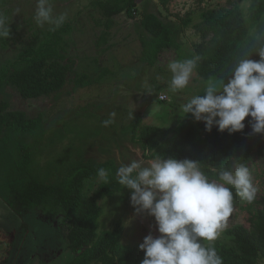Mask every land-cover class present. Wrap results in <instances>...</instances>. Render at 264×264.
<instances>
[{
    "label": "rangeland",
    "instance_id": "rangeland-1",
    "mask_svg": "<svg viewBox=\"0 0 264 264\" xmlns=\"http://www.w3.org/2000/svg\"><path fill=\"white\" fill-rule=\"evenodd\" d=\"M95 1L50 0L54 15L67 14L65 23L53 31L49 24L37 25L34 19L37 0H0V16L5 18L9 33L0 36V70L22 50L38 47L48 39L57 42L61 35L67 44L65 64L71 66L65 86L54 95L25 100L10 88L0 94V103L4 102L9 110L23 112L36 123L33 135L20 131L0 138V191H5L8 200L9 192L17 189V168L22 164L37 179L56 184L69 167L81 161L114 160L118 166L132 160L146 163L142 150L125 132L126 127L141 113L144 124L161 127L171 136L185 115L181 105L194 95H203L208 80L199 78L194 71L187 87L173 92L169 89L172 73L168 65L176 56L178 61L197 57L194 46L202 39L196 25L202 21L204 11L239 4L246 12L249 7L246 0H168L167 5L162 0H144L134 20L118 17L111 36L101 42L103 29L97 25L101 14L94 7ZM146 11L162 14L172 21L180 22L188 14L193 19L180 37L182 49L171 52L172 57L164 53L154 66L145 60L153 49L146 50L141 42L139 23ZM255 32L251 28V33ZM160 95H167L168 100L160 101ZM112 112L117 114L115 122L105 127L103 121ZM249 171L257 189L255 199L233 206L234 211L217 238L225 229L238 224L250 228L246 207L252 204L258 208L259 200L264 197V157L255 160ZM95 188L96 184L89 182L85 192L92 194ZM130 196L131 191L124 190L99 201L102 210L96 233L113 230L117 220H121L123 244L138 247L140 256L145 257L139 245L147 235L158 237L160 233L154 217L147 213L136 215ZM0 203L10 211L0 227L11 234L18 230L14 242L10 237V245L8 237H0L3 241L0 264H68L75 257L66 248L61 214L44 209L27 212L28 217L24 213L18 215L10 207L15 205L14 199L10 203L0 199ZM29 220L30 224L26 225ZM260 264H264V259Z\"/></svg>",
    "mask_w": 264,
    "mask_h": 264
},
{
    "label": "trees",
    "instance_id": "trees-1",
    "mask_svg": "<svg viewBox=\"0 0 264 264\" xmlns=\"http://www.w3.org/2000/svg\"><path fill=\"white\" fill-rule=\"evenodd\" d=\"M143 1H95L94 7L101 14L97 21L103 29L101 42L111 36L118 25V17L134 20ZM162 1L164 5L168 4V0ZM246 1L249 2L246 12L236 4L233 8L220 7L201 14L202 21L196 27L202 41L194 46L200 57L194 70L199 78H223L227 83L239 59L259 61L255 52L264 47V0ZM192 21L189 14L178 22L162 14L143 12L139 23L142 46L146 50L153 49L145 58L146 63L154 66L164 53L172 57L171 52L181 50L180 37ZM251 28L256 29L255 34L251 33ZM53 42L48 39L38 47L22 50L0 70V94L7 93L10 88L25 100H37L62 90L71 68L70 64H65L67 44L63 35ZM174 61H178L177 56ZM251 121L252 118L247 117L244 130L234 134L221 133L216 127L208 132L202 121L197 122L185 114L169 136L161 127L144 124L140 113L128 124L125 132L142 150L145 159L151 160L157 155L191 159L199 162L201 171L210 180H218L219 171L231 168L237 162L235 158L250 168L255 160L264 157V134H253ZM35 129L33 118L18 110H9L4 102L0 103V138L6 133L20 131L33 135ZM101 167L109 170L107 184L97 178V170ZM118 167L114 160L81 161L69 167L60 182L47 184L37 179L34 173H29L22 164L17 168V189L9 192L11 199L5 198V191H0V197L8 203L14 199L15 205L10 207L18 215L44 209L61 214L66 248L75 255L68 264H141L144 257L140 256L139 248L125 246L122 242L124 227L121 220H117L113 230L96 233L102 210L99 201L129 190L122 188L115 178ZM89 182L96 184L92 194L85 192ZM232 191L233 206L241 204L244 200L235 195L234 188ZM258 204V208L252 204L246 207L250 213V228L238 224L225 229L214 241H202L206 246L215 247L223 264H260L264 259V197Z\"/></svg>",
    "mask_w": 264,
    "mask_h": 264
},
{
    "label": "clouds",
    "instance_id": "clouds-1",
    "mask_svg": "<svg viewBox=\"0 0 264 264\" xmlns=\"http://www.w3.org/2000/svg\"><path fill=\"white\" fill-rule=\"evenodd\" d=\"M34 19L38 26L49 24L54 31L65 23L67 14L54 15L50 0H37ZM8 34L5 18L0 16V36ZM255 53L259 61L239 59L227 83L223 78L209 79L203 95H194L181 105L182 113L202 121L208 132L216 127L229 134L243 131L244 121L250 116L252 133L264 134V47ZM199 59L197 56L168 65L171 91L187 87ZM116 115L110 113L103 125L113 124ZM235 159L231 168L219 171L218 180H210L197 161L160 155L146 163L132 160L117 168L115 178L122 188L131 191L136 215L154 217L160 233L158 237L147 235L139 245L145 253L141 264H223L215 247L202 241H214L232 215L233 188L235 195L249 203L257 193L248 166ZM97 178L109 183V170L99 168Z\"/></svg>",
    "mask_w": 264,
    "mask_h": 264
},
{
    "label": "crops",
    "instance_id": "crops-1",
    "mask_svg": "<svg viewBox=\"0 0 264 264\" xmlns=\"http://www.w3.org/2000/svg\"><path fill=\"white\" fill-rule=\"evenodd\" d=\"M0 199H3V197H0ZM4 200V199H3ZM1 204V203H0ZM15 212V211H14ZM24 214H26L28 217H29V213H24ZM10 215V211L7 209V208H5L4 207V205L3 206H1L0 205V226L2 225H4V223H5V221H6V218L8 217ZM30 224V220L28 221V223L26 224V225H29ZM25 223L23 224V226H22V230H25ZM21 229V228H20ZM16 231H18V230H16ZM16 231H13L12 232V234L11 233H7L6 231H4L3 230V228H1L0 227V237H3V238H6V237H8V242H7V244L8 245H10V241H9V239H10V237H11V239H12V241L14 242V238H15V232Z\"/></svg>",
    "mask_w": 264,
    "mask_h": 264
},
{
    "label": "built area",
    "instance_id": "built-area-1",
    "mask_svg": "<svg viewBox=\"0 0 264 264\" xmlns=\"http://www.w3.org/2000/svg\"><path fill=\"white\" fill-rule=\"evenodd\" d=\"M159 100L166 101V100H168V96L167 95H160Z\"/></svg>",
    "mask_w": 264,
    "mask_h": 264
}]
</instances>
